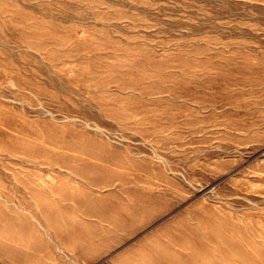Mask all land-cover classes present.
<instances>
[{"label": "rangeland", "instance_id": "rangeland-1", "mask_svg": "<svg viewBox=\"0 0 264 264\" xmlns=\"http://www.w3.org/2000/svg\"><path fill=\"white\" fill-rule=\"evenodd\" d=\"M0 264H264V0H0Z\"/></svg>", "mask_w": 264, "mask_h": 264}, {"label": "bare ground", "instance_id": "bare-ground-1", "mask_svg": "<svg viewBox=\"0 0 264 264\" xmlns=\"http://www.w3.org/2000/svg\"><path fill=\"white\" fill-rule=\"evenodd\" d=\"M77 165V164H76ZM71 169V168H70ZM74 169V171H76V169L75 168H73ZM93 170H95V168H93ZM93 173V172H92ZM88 186H92V187H100V186H102V185H106L107 184V180L105 179V180H97V179H95L94 178V175H90L89 177H88V181H87V183H86Z\"/></svg>", "mask_w": 264, "mask_h": 264}]
</instances>
